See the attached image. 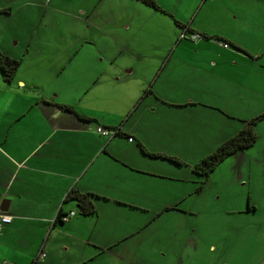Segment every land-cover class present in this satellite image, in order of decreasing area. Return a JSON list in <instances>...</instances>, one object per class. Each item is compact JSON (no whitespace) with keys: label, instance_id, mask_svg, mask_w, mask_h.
Returning a JSON list of instances; mask_svg holds the SVG:
<instances>
[{"label":"crops","instance_id":"crops-1","mask_svg":"<svg viewBox=\"0 0 264 264\" xmlns=\"http://www.w3.org/2000/svg\"><path fill=\"white\" fill-rule=\"evenodd\" d=\"M155 2L163 10L155 12L171 17L177 27L186 25L208 38L194 45L176 41L154 46L161 53L157 63L141 62L138 54L126 67L123 80L130 91H125L115 116L76 108L16 73L11 81L3 80L15 93L11 98L0 93V212L11 216L0 230V264H31L34 259L59 264L62 250L68 248L84 264L101 249L82 237L90 241L92 231L108 223L110 210L117 221L120 212L136 211L140 221L138 211L155 214L180 207L200 186L168 172L164 160L175 161L190 148L223 142L218 127L233 115L226 101L230 106L239 101L241 86L264 96V88L258 87L264 85V0ZM182 7L187 13L179 12ZM213 39L227 42L229 48ZM95 73L93 88L107 80L104 68L92 76ZM99 125L118 128L119 133L113 138L100 135ZM71 190L92 193L96 212L80 214L76 201L66 198ZM222 207L237 216L257 209L248 203L242 210L232 197ZM70 210L78 215L67 222L57 219L58 213ZM228 226L232 235L237 225ZM117 235L106 238L122 242L124 234ZM230 239L223 237L225 244L234 246L235 238ZM76 242L89 248L73 250Z\"/></svg>","mask_w":264,"mask_h":264},{"label":"rangeland","instance_id":"rangeland-1","mask_svg":"<svg viewBox=\"0 0 264 264\" xmlns=\"http://www.w3.org/2000/svg\"><path fill=\"white\" fill-rule=\"evenodd\" d=\"M184 7L179 12L187 13ZM202 13L200 9L197 19ZM180 32L171 17L141 2L0 0V53L14 54L20 60L16 75L46 94H58L76 108L102 110L106 115L115 116L114 111L122 109L124 93L130 91L123 80L125 70L138 54L141 62L157 63L161 53L154 46L176 41L194 45L206 39H179ZM102 68L107 80L93 88L99 73L92 74ZM260 86L264 88L258 83ZM240 91L242 98L233 106L226 101L233 115L218 127L225 139L264 111V96L256 97L242 86ZM0 93L10 98L15 93L3 82L1 72ZM254 131L256 140L251 146L227 156L206 177L195 174L192 166L216 147L190 148L175 161L164 160L168 172L188 178L200 189L180 207L155 214L138 211L140 221L136 211L126 209L129 207L120 212L118 221L110 210L106 225L91 228L90 241L82 237L101 249L84 264H264V119L255 123ZM228 197L242 210L248 203L257 209L239 216L228 214L222 207ZM228 224L237 225L232 235ZM111 234H124V240L112 243L106 238ZM223 237H234V246L225 244ZM83 243H74L72 249L89 248ZM62 256L59 264L81 263L69 248L62 250Z\"/></svg>","mask_w":264,"mask_h":264},{"label":"trees","instance_id":"trees-1","mask_svg":"<svg viewBox=\"0 0 264 264\" xmlns=\"http://www.w3.org/2000/svg\"><path fill=\"white\" fill-rule=\"evenodd\" d=\"M137 1L149 7H152L156 10L163 11L159 7V5L155 2V0H137ZM178 26L181 28V31L194 32L192 30H189L186 25L180 24ZM199 34L203 38H208L206 35L202 33H199ZM19 64H20V60L10 58L9 56L5 54L0 53V72H1L2 79L7 82L11 81L17 71ZM65 108L68 109L69 107L65 106ZM260 119H264V111L256 115L254 118H251L248 121H246L243 124L242 128H240L235 134L226 138L213 151H211L210 153L202 157L197 163H195L192 166L193 172L198 175L206 177L208 176L210 172H212V170L216 167V165L220 161L225 159L227 156L233 154L234 152L238 150H242L244 148L251 146L256 140V133L254 131V125ZM105 128L115 130L114 136L119 133L118 128H110V127H105ZM92 195H93L92 193H80V192L71 190L66 194V198H68L69 200L76 201L78 212L80 214L89 215V214H93L96 212L94 208V204L91 200ZM70 211H73V216L76 214L74 210H70ZM69 212L58 213L57 219L61 222H65L61 219V217L63 215L68 214ZM31 264H38L37 259H34Z\"/></svg>","mask_w":264,"mask_h":264},{"label":"built area","instance_id":"built-area-1","mask_svg":"<svg viewBox=\"0 0 264 264\" xmlns=\"http://www.w3.org/2000/svg\"><path fill=\"white\" fill-rule=\"evenodd\" d=\"M189 34H187V32L185 31H181L180 32V39L181 38H188L192 41H197L199 38H203L199 33L197 32H188ZM215 41L217 43H219L223 48H229V44L227 42H224V41H219L217 39H215ZM199 42V41H198ZM97 133L100 134V135H103V136H106L108 138L114 136L115 134V130H112V129H108V128H105L104 126L102 125H99L97 127ZM129 141H132V137H129L128 138ZM73 216V211H70L68 214L66 215H63L61 217V219L63 221H68L71 217ZM11 222V216L6 214V213H2L0 212V230H1V226L3 224H6V223H9ZM40 255L41 257L44 256V252L43 251H40ZM2 264H6L5 262L2 263Z\"/></svg>","mask_w":264,"mask_h":264}]
</instances>
